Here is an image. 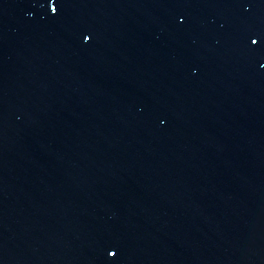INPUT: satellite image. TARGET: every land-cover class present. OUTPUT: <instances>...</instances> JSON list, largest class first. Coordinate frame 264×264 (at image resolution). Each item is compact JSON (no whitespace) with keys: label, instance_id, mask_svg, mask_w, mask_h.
<instances>
[{"label":"water","instance_id":"obj_1","mask_svg":"<svg viewBox=\"0 0 264 264\" xmlns=\"http://www.w3.org/2000/svg\"><path fill=\"white\" fill-rule=\"evenodd\" d=\"M0 163L54 264H264V0H0Z\"/></svg>","mask_w":264,"mask_h":264},{"label":"snow or ice","instance_id":"obj_2","mask_svg":"<svg viewBox=\"0 0 264 264\" xmlns=\"http://www.w3.org/2000/svg\"><path fill=\"white\" fill-rule=\"evenodd\" d=\"M53 11H58V8H57L56 5H53ZM89 39H90V37H89ZM260 39H261V37L257 36L256 38H254V39L251 40V43L252 44H257ZM111 255L115 256L116 253L115 252H112Z\"/></svg>","mask_w":264,"mask_h":264}]
</instances>
